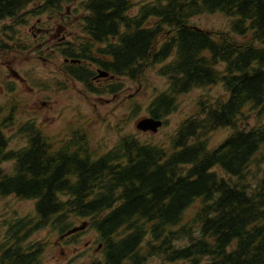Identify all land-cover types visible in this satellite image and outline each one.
Returning a JSON list of instances; mask_svg holds the SVG:
<instances>
[{
    "label": "trees",
    "instance_id": "1",
    "mask_svg": "<svg viewBox=\"0 0 264 264\" xmlns=\"http://www.w3.org/2000/svg\"><path fill=\"white\" fill-rule=\"evenodd\" d=\"M74 3L82 32L62 54L81 63L61 68L89 92L97 91L83 61L120 78L99 94L161 65L168 87L148 112L163 121L195 89L221 84L226 96L200 98L169 147L125 134L101 153L88 132L52 139L27 121L26 146L8 155L0 145V155L17 159L8 182L35 201L36 217L25 219L23 261L3 264H41L44 243H28L33 231L64 236L84 223L99 254L90 264H264V0H151L137 13L132 0H0V23L11 21L0 58L28 57L31 37L18 29L27 14L59 20ZM216 13L230 19L227 30L193 23ZM227 128L212 148L210 135Z\"/></svg>",
    "mask_w": 264,
    "mask_h": 264
},
{
    "label": "rangeland",
    "instance_id": "2",
    "mask_svg": "<svg viewBox=\"0 0 264 264\" xmlns=\"http://www.w3.org/2000/svg\"><path fill=\"white\" fill-rule=\"evenodd\" d=\"M151 0H132L134 4L133 13H137L140 6ZM75 4V3H74ZM32 5L25 13L32 10ZM76 4L67 8L68 14L62 19L53 16L49 20V14L33 16L27 14L29 24L22 25L18 29L23 36H30L40 27L36 22H47L45 29H51L56 42L48 43L52 47L69 34V41L79 37L82 32L80 14H74ZM51 16V15H50ZM229 18L221 13L202 15L193 20L196 25L211 31L227 30ZM11 24L10 20L0 23ZM60 30L58 32V29ZM38 34V33H37ZM67 42V41H66ZM45 45L43 58L39 54L27 52L25 56L0 58V113L7 118L8 124L14 125L10 129V141L12 148L20 145L26 146V138L18 136V126L24 125L27 121L35 120L39 128L43 129L46 136L52 139L66 138L72 130L88 132L91 138L92 147L98 151L110 150L120 136L134 134L142 142L169 147L171 137L176 133L179 125L188 117L192 116L197 108L200 98L225 97L226 92L221 84L204 89H195L188 94L182 95L178 101L175 112L166 117L163 127L156 133H142L137 130L136 124L150 117L148 108L152 101L164 92L168 87L166 78L159 76L161 65H156L148 70L144 80L133 82L124 80L122 89L118 93L98 94L89 92V89L78 81L60 76V66L64 63L62 56L55 55L51 58L50 52ZM47 47V48H46ZM36 48V45H35ZM37 57V58H36ZM17 73L25 82H21L12 74ZM117 80V79H116ZM113 80V81H116ZM113 81H103L107 91L113 85ZM96 82H93L92 87ZM101 85V86H102ZM138 104V106H136ZM11 115V117H10ZM10 117L11 122L8 121ZM15 128V129H13ZM232 129H221L210 135V146L216 148L231 133ZM12 164H6L8 171ZM264 169V164H263ZM35 201L24 200L20 203H10L12 215L20 211L22 216L36 217ZM4 203L0 201V213L4 212ZM61 239L51 228L35 230L28 238V243H44L41 264H90L99 256L93 244V232L83 230L81 234ZM62 240V241H61ZM59 243V244H57ZM27 244V240H26ZM148 264H162L161 260L155 258Z\"/></svg>",
    "mask_w": 264,
    "mask_h": 264
},
{
    "label": "flooded vegetation",
    "instance_id": "3",
    "mask_svg": "<svg viewBox=\"0 0 264 264\" xmlns=\"http://www.w3.org/2000/svg\"><path fill=\"white\" fill-rule=\"evenodd\" d=\"M52 18L49 17V20ZM27 20V19H26ZM29 20H27V25L29 24ZM36 24H40L38 30L36 32L32 33L30 36H24L25 39H28L31 37L30 44H29V52L36 53V49L38 50L36 55L40 53V50H44L45 45L48 46V43L51 44L52 42H56V39L53 38L55 36V33L53 34V31L51 29H45L47 26V22L41 23L40 20L36 22ZM50 25V24H48ZM60 30V27L58 29V32ZM38 33V34H37ZM81 36V35H80ZM79 36V37H80ZM70 37L69 34H65V37L60 38V40L56 43L55 46L51 47L48 46L47 51L50 52L51 58L55 55H59L63 57V61L67 59L64 58L62 51L63 50H70L72 49V45L75 43L76 39L79 38L75 36L74 40H68ZM67 41V42H66ZM36 45V48H35ZM47 48V47H46ZM93 55H97L96 51L93 52ZM39 56V55H37ZM40 58L44 59L43 57L39 56ZM83 64L86 66V68L89 70L91 74L90 84L92 85L93 82H96V88L93 86V89L99 92H102L104 88H106V85H102L101 82L108 81L111 82L113 80H116L115 78H108V77H99L98 71L101 69L96 68V66L91 62L83 61ZM60 76L63 78L65 77L66 80L71 79V77L67 76L64 71H62V68L60 66ZM120 78L117 79L119 81ZM21 82H25L24 79L19 77ZM84 85V84H83ZM102 85V86H101ZM102 95V94H101ZM3 114L0 113V138L2 139V142L0 143L1 146L4 147V153L8 154L10 152H17L20 149L24 148L20 145L16 144L17 146H14L12 148L11 141H10V129L14 126L12 124H8L7 118H3ZM10 120V117L8 121ZM12 120V119H11ZM23 127L18 126L17 134L18 136L23 135ZM15 129V128H13ZM25 137V136H24ZM0 155V178L4 179V181L0 182L2 183L0 187V201L4 203V212L0 213V264H3V260L9 259L14 263V259L18 260L19 262L23 261L25 257V251H26V229H25V216H22V213L18 211V213H14L12 215V211L10 210V203H20L21 200L24 201L22 197L19 196V192H15V188H11L10 184L8 182L9 178L16 177L18 175L17 169H16V160L15 158H9V156ZM6 164H12V168L10 170H6L5 166ZM2 188V189H1ZM34 223L35 222H30ZM50 228V226H47L44 229ZM68 237L64 238V241ZM59 244V243H57Z\"/></svg>",
    "mask_w": 264,
    "mask_h": 264
},
{
    "label": "water",
    "instance_id": "4",
    "mask_svg": "<svg viewBox=\"0 0 264 264\" xmlns=\"http://www.w3.org/2000/svg\"><path fill=\"white\" fill-rule=\"evenodd\" d=\"M68 62H71L73 64L80 63V61L66 60V63H68ZM12 75L16 78H19V75L15 72ZM108 76H109L108 72L101 71V70L99 71V77H108ZM162 126H163L162 120L155 119V118H144L137 123L136 128L138 131L143 132V133L150 132V133L156 134ZM87 227H88L87 223H84L83 225H81L79 227H75L72 230H70L67 234L62 236L61 239L72 236L78 232H81V231L85 230Z\"/></svg>",
    "mask_w": 264,
    "mask_h": 264
}]
</instances>
